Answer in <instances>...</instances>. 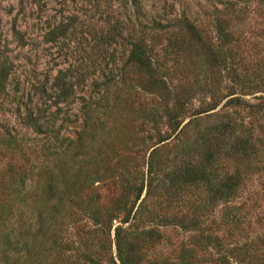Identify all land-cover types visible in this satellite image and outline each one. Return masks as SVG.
Here are the masks:
<instances>
[{"label": "rangeland", "instance_id": "rangeland-1", "mask_svg": "<svg viewBox=\"0 0 264 264\" xmlns=\"http://www.w3.org/2000/svg\"><path fill=\"white\" fill-rule=\"evenodd\" d=\"M2 58L0 264H264V0H0Z\"/></svg>", "mask_w": 264, "mask_h": 264}, {"label": "trees", "instance_id": "trees-1", "mask_svg": "<svg viewBox=\"0 0 264 264\" xmlns=\"http://www.w3.org/2000/svg\"><path fill=\"white\" fill-rule=\"evenodd\" d=\"M219 30L222 34L224 33V29L222 28V26H219ZM14 33L15 35L19 34L20 36V32H18L16 29L14 30ZM20 38H21L20 39L21 42L24 43V39L22 37ZM130 45H131V48H130V52L128 56V63L133 64L143 70H147L151 72L152 70L151 60L146 50H144V47L142 46L141 42H132ZM13 68H14V64L13 62H10L9 59L4 58L2 60L1 66H0V89L5 90L7 83L9 81V78L13 72ZM26 125L32 128L34 125H37V119H35L32 114L28 115L26 117ZM141 191L139 192L137 199L140 198L142 194ZM120 232H121V229L118 228L116 231V237H117V245H118L119 251H121Z\"/></svg>", "mask_w": 264, "mask_h": 264}]
</instances>
